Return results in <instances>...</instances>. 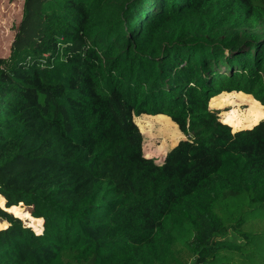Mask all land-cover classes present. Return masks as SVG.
<instances>
[{"label":"trees","instance_id":"1","mask_svg":"<svg viewBox=\"0 0 264 264\" xmlns=\"http://www.w3.org/2000/svg\"><path fill=\"white\" fill-rule=\"evenodd\" d=\"M24 2L0 57V264H264V120L232 133L208 109L264 108V0ZM140 115L187 137L161 164Z\"/></svg>","mask_w":264,"mask_h":264},{"label":"rangeland","instance_id":"2","mask_svg":"<svg viewBox=\"0 0 264 264\" xmlns=\"http://www.w3.org/2000/svg\"><path fill=\"white\" fill-rule=\"evenodd\" d=\"M25 11L24 0H0V57L5 58L9 55L23 23ZM243 94H223L212 101L211 107L208 106L210 111L217 113L219 120L221 119L231 127L232 132H235L237 128H248L264 120V108L258 105L251 95L252 98ZM133 122L142 134L144 157L152 159L157 164L163 162L166 153L179 141L187 139L177 126L164 116H133ZM171 132L177 134L174 139L168 137ZM16 206H21L25 212L29 213L28 209L20 203ZM19 220L27 226L25 224L28 221L20 218Z\"/></svg>","mask_w":264,"mask_h":264},{"label":"water","instance_id":"3","mask_svg":"<svg viewBox=\"0 0 264 264\" xmlns=\"http://www.w3.org/2000/svg\"><path fill=\"white\" fill-rule=\"evenodd\" d=\"M257 125V124H256ZM256 125H254V126H256ZM253 126V127H254ZM253 127H251V128H253ZM251 128H249V129H251ZM249 129H245V130H249ZM238 131H241V130H238ZM238 131H235V132H238ZM235 132H232V133H235ZM21 204V203H20ZM22 205V204H21ZM12 207V206H11ZM2 210H4V211H6L7 212V209H9L10 207H6L5 206V203H4V205L2 206V207H0ZM8 213V212H7ZM9 214H11V213H9ZM12 215V214H11ZM31 216V215H30ZM32 217V216H31ZM19 219V218H18ZM25 225H28V222L25 224ZM29 228H32L31 226H28ZM42 228H43V224H42ZM43 230V229H42Z\"/></svg>","mask_w":264,"mask_h":264},{"label":"bare ground","instance_id":"4","mask_svg":"<svg viewBox=\"0 0 264 264\" xmlns=\"http://www.w3.org/2000/svg\"><path fill=\"white\" fill-rule=\"evenodd\" d=\"M176 132H171V133H169V139H174L175 137H176Z\"/></svg>","mask_w":264,"mask_h":264},{"label":"built area","instance_id":"5","mask_svg":"<svg viewBox=\"0 0 264 264\" xmlns=\"http://www.w3.org/2000/svg\"><path fill=\"white\" fill-rule=\"evenodd\" d=\"M161 164V163H160Z\"/></svg>","mask_w":264,"mask_h":264}]
</instances>
